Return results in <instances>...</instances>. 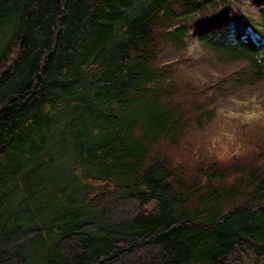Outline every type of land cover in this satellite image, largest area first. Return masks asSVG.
I'll list each match as a JSON object with an SVG mask.
<instances>
[{
	"label": "trees",
	"instance_id": "1",
	"mask_svg": "<svg viewBox=\"0 0 264 264\" xmlns=\"http://www.w3.org/2000/svg\"><path fill=\"white\" fill-rule=\"evenodd\" d=\"M263 94L264 0H0V264H264Z\"/></svg>",
	"mask_w": 264,
	"mask_h": 264
},
{
	"label": "rangeland",
	"instance_id": "2",
	"mask_svg": "<svg viewBox=\"0 0 264 264\" xmlns=\"http://www.w3.org/2000/svg\"><path fill=\"white\" fill-rule=\"evenodd\" d=\"M225 67L227 66L225 65L223 68ZM261 99H264V94L260 95L258 100L246 98L245 100H236L229 105V111L226 113L228 121L222 122L221 130H218L220 134L211 138L210 156L212 154L219 160L229 161L236 158L237 155L246 154L247 150L237 144L236 134L242 124L246 125L248 129L251 126H264V103Z\"/></svg>",
	"mask_w": 264,
	"mask_h": 264
}]
</instances>
